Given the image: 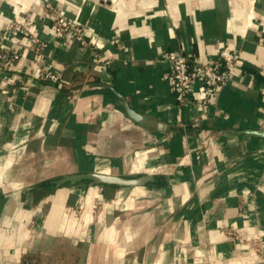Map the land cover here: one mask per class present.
<instances>
[{
	"label": "crops",
	"instance_id": "1",
	"mask_svg": "<svg viewBox=\"0 0 264 264\" xmlns=\"http://www.w3.org/2000/svg\"><path fill=\"white\" fill-rule=\"evenodd\" d=\"M51 1L105 60L51 41L59 85L27 87V53L0 72V245L18 263L52 245L65 248L55 264H264V138L230 132L264 119V0ZM43 2L0 0V30L48 39ZM224 48L242 62L232 82L206 106L198 90L178 104L160 55L212 64ZM85 172L154 182L55 186Z\"/></svg>",
	"mask_w": 264,
	"mask_h": 264
},
{
	"label": "built area",
	"instance_id": "2",
	"mask_svg": "<svg viewBox=\"0 0 264 264\" xmlns=\"http://www.w3.org/2000/svg\"><path fill=\"white\" fill-rule=\"evenodd\" d=\"M43 8V19L50 31L48 39L32 34L16 21L0 30V72L12 71L21 55L27 53L35 65L27 87L37 84L59 85L60 73L54 67V59L48 52V42L51 41L68 40L76 43L90 51L94 64L104 63V56L86 39L82 26L66 19L63 10L51 0H44ZM112 42L119 47L118 38ZM160 60L168 64V70L163 73L161 80L167 85L175 101L183 104L198 90L203 106L213 102L220 90L232 82L238 65L242 63L239 52L227 48L220 51L212 64L191 60L181 51L164 52L160 55ZM258 128L264 130V119Z\"/></svg>",
	"mask_w": 264,
	"mask_h": 264
},
{
	"label": "water",
	"instance_id": "3",
	"mask_svg": "<svg viewBox=\"0 0 264 264\" xmlns=\"http://www.w3.org/2000/svg\"><path fill=\"white\" fill-rule=\"evenodd\" d=\"M118 101L122 106L126 116L133 122L137 124L143 123V116L136 113L123 99L121 96L117 95ZM235 135H244V136H252L264 138V130H236L230 131ZM87 183L89 187L92 186H113L118 188H134L144 186L148 183L154 182V178L152 175L146 176H138V177H128V176H120V175H111L105 173L98 172H85V173H74L70 175H65L59 180L55 182V186L59 187L63 184L74 185L77 183ZM0 264H12L8 261H1ZM20 264V263H18Z\"/></svg>",
	"mask_w": 264,
	"mask_h": 264
},
{
	"label": "rangeland",
	"instance_id": "4",
	"mask_svg": "<svg viewBox=\"0 0 264 264\" xmlns=\"http://www.w3.org/2000/svg\"><path fill=\"white\" fill-rule=\"evenodd\" d=\"M12 183L18 184V182H12ZM30 183H32V182H27L26 184H30ZM5 234L7 236L6 238H8V239L10 238L13 241L18 236V234H16V232L12 231V230L8 231ZM46 247L47 246H45V245L40 246V251L38 252V254H36V253L33 254L34 256H38V258H35V259L33 258V260H32L33 262H29L27 259H25L20 264H43L44 262L50 263V264H55V262H56L55 260H57V258L60 260V257H58L59 255L56 254V252L59 253V252H61V250L63 251L65 248L60 249V247H58L55 250V247L50 245L48 247L50 250H46L45 249ZM14 248L15 247H13V244L12 245L2 244V245H0V254H3L4 256L7 255L9 259L10 258L12 259V261H8V262H10L12 264H18V250L14 249ZM44 252H46V253H44ZM58 262H60V261H58Z\"/></svg>",
	"mask_w": 264,
	"mask_h": 264
},
{
	"label": "trees",
	"instance_id": "5",
	"mask_svg": "<svg viewBox=\"0 0 264 264\" xmlns=\"http://www.w3.org/2000/svg\"><path fill=\"white\" fill-rule=\"evenodd\" d=\"M51 183H52V181H49V182H46V184L45 185H51ZM34 255H28L27 256V260L29 261V262H33L32 260H33V258L35 259V258H38V256H34ZM41 261V260H40Z\"/></svg>",
	"mask_w": 264,
	"mask_h": 264
}]
</instances>
